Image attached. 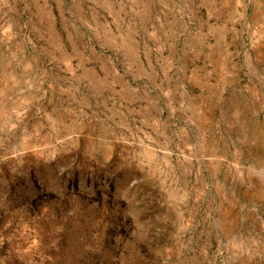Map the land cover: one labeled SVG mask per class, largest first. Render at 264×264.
<instances>
[{
    "label": "rangeland",
    "instance_id": "obj_1",
    "mask_svg": "<svg viewBox=\"0 0 264 264\" xmlns=\"http://www.w3.org/2000/svg\"><path fill=\"white\" fill-rule=\"evenodd\" d=\"M0 264H264V0H0Z\"/></svg>",
    "mask_w": 264,
    "mask_h": 264
}]
</instances>
